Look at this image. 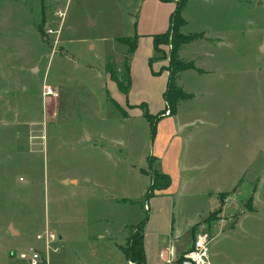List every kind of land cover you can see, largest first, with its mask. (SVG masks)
I'll use <instances>...</instances> for the list:
<instances>
[{
  "label": "rangeland",
  "instance_id": "1",
  "mask_svg": "<svg viewBox=\"0 0 264 264\" xmlns=\"http://www.w3.org/2000/svg\"><path fill=\"white\" fill-rule=\"evenodd\" d=\"M40 2L0 0V264H19L10 252L34 242L46 219L62 235L54 263L125 264L115 246L123 243L118 226L124 224L128 234L131 224L144 216L143 189L157 167L152 161L149 169L154 136L144 116L153 111L140 106L141 112H130V118V106L124 105V110L109 106L116 110L111 111L104 105L101 88L108 63L116 67L119 81L126 86L124 58L130 42H124V36L134 29L135 34L151 32L152 7L146 10L148 5L144 9L143 4L137 12L142 0H42L41 9ZM58 3L64 11L59 38L54 41V35H49L53 42L42 44L40 36L46 28L59 22ZM185 15L188 22L182 34L203 26L213 31L212 35L189 33L196 37L187 43L193 42L184 48V57L208 50L212 54L199 53L197 64L205 70L198 69L195 61L179 58V50L187 44L179 47L178 58L198 72L188 69L181 75L182 86L195 97L182 102L177 119L194 120L204 140L196 146L205 152L191 163L203 166L214 156L211 165L195 174L196 183L220 190L210 198L200 191L190 192L193 197L182 206L181 218L203 215L191 226L187 243L193 245L199 234L212 238L207 222L219 219L218 203L230 194L231 205L223 214L232 218L210 241L212 261L264 264V0L199 1L188 4ZM89 18L95 25H89ZM30 19L34 32L28 29ZM115 37H120L118 42ZM199 39L216 44L208 49L193 46ZM88 43L95 44V50ZM144 45H149L148 37ZM160 47L164 52L154 51L147 60L154 70L159 62L161 68L168 64L171 45ZM8 52L16 56L7 58ZM106 55L110 56L103 62ZM129 57L131 64L133 53ZM154 57L157 60L150 64ZM139 58L135 74L142 83L143 58ZM10 73L17 79L12 90L7 89ZM54 84L59 97L43 96L44 85ZM88 90L95 93L94 102H84ZM85 133L94 136L91 141L108 136L121 145L115 148L108 141L104 146L111 151L107 152L80 144ZM113 152L122 157L117 167L105 156ZM71 176L79 183H64ZM93 177L128 200L103 201L105 193L100 192V199L87 198L86 181Z\"/></svg>",
  "mask_w": 264,
  "mask_h": 264
},
{
  "label": "crops",
  "instance_id": "2",
  "mask_svg": "<svg viewBox=\"0 0 264 264\" xmlns=\"http://www.w3.org/2000/svg\"><path fill=\"white\" fill-rule=\"evenodd\" d=\"M199 1L207 2L210 0H187L181 11V16L185 21V24L181 28L185 27L188 22L187 17L185 15V11L188 4ZM220 2H227V0H220ZM143 4H144V9L148 5L146 10L149 9V7H152L151 8L152 15L150 19V25L152 26V29L149 28L150 29L149 31L151 32L150 33L145 32L144 34L143 33L135 34L136 32L134 29L133 34L124 36L128 38H133L135 44L133 52L128 54V56H130L133 53V58H132L133 62H131V64H128L130 84L128 86L126 95L117 87L116 83L109 77L107 73H104L105 75L103 78L105 79V81L103 82L101 88L104 90L102 91V100L104 101V105L108 106V108H110L109 106H114L115 108L113 109L117 110V108L119 107L121 110L122 109L124 110V105L130 106L129 109L130 111L128 112V116H127L128 118L132 116L131 113L133 112L139 114V112H141L142 110L140 106H142L143 108L147 107L149 111H153L151 114H155V113L157 114L163 111V107L164 108L166 107V103L163 99L162 94L166 87L168 72L164 69L162 70L161 68L162 64L160 62H159V69L154 70L153 68H151L149 63L147 64V60H149V58L154 53L152 36L155 34L163 33L168 29L169 16L173 12L176 3L175 0H168V1L142 0L138 8L136 9L137 12H140V9L143 6ZM43 5L44 4L42 3L41 0L40 2L41 9ZM32 21L33 20L30 19V25L28 29L34 32L36 29L33 26ZM129 24L135 26L136 22L133 23L130 21ZM89 25L91 26L95 25V21L89 18ZM210 31L213 30L207 26H203L199 30H193L192 32H188L184 34L201 33L203 35H209L211 34ZM48 36L49 35L46 34L40 36V43L50 44V42H53V40H50ZM146 37H148L149 40L148 46L144 45ZM117 38L120 37H115V41H117ZM67 39L68 42H72L71 38L67 37ZM192 44L193 42L183 46L179 50V56H180L179 58L182 59L183 61H189V62L195 61L194 62L195 66L198 69H203L197 64V58L199 57L198 56L199 53L202 56H209L212 53L209 50L208 52L200 51L198 53L195 52L196 55L194 57H193V53L191 54L190 58H186V56L184 57V51H185L184 48L192 46ZM215 44L216 43L213 40L210 41V40L199 39L195 41V45L193 46L199 45L200 48L208 49L210 47L215 46ZM88 46L90 50H95V44L88 43ZM8 55L9 57L16 56L12 52L7 53V58ZM137 55L140 56V58H143L141 60L139 58L140 60L139 66L143 70L142 83L138 81V77H136L135 74V70H136L135 63L137 62L136 61ZM108 56L110 55H106L103 58V62L107 60ZM128 59H130V57ZM117 63L120 64V61L116 59V65ZM119 66L117 65V67ZM190 70L198 72L194 69H190ZM184 72L186 71L178 73L177 84L186 93L191 95V98L185 100V101L188 100L190 101L194 99L195 95L191 92H188L180 82L181 75ZM102 73L103 71L101 70V74ZM199 73H203V72H199ZM100 77L102 76L100 75ZM13 80L17 81L16 78H13V75L11 73L7 75V87H9L7 88L8 90H12ZM55 85L57 84L52 85V87H54L57 90V86ZM8 94L11 93L7 92V95ZM85 94H86L85 99L83 98L84 102L86 101H88V103L94 102L96 97L93 91L88 90L87 92H85ZM182 102H184V100H181L178 103L177 111L174 115H165V117H163L157 122L154 138L151 140L152 147L150 150L151 155L149 156H152L154 158L153 163L157 166L156 170L167 174L171 179V183L167 188L161 190H155L150 197H146L145 193L150 184V178H149V182L146 186V189L145 190L143 189V195L145 198V201L143 203V210L145 211V214L144 216H142V219L140 221L131 224L130 226V232H131V227L135 226L146 217V221L143 226V247L145 252V264H165L166 259H170V258L179 259L187 250H189L192 247L191 246L192 243L189 244L187 243L188 241H190L193 233L191 226L194 225L196 221L200 219V216L203 215V213L198 214L196 217L190 219L181 218L179 212L180 210L182 211L183 209L182 206L184 207L187 206L188 200H190V198L193 197V195L190 192H195V191L203 192V195L207 198L212 197V195L214 194L213 193L214 190H217V192L220 193V190H218V188L217 189L210 188L209 185H206L205 183L203 184L196 183L195 174L201 173L200 172L201 169L211 165L214 156L208 158L207 160L209 161V163L206 165L203 164V166L199 163H191V160L199 158L201 153L205 152L202 151V149L204 150V147L196 146V145H201V143H203L204 140L203 137H199L200 133L196 131L198 130L197 129L198 126L196 123L193 122L194 120L177 119L179 113L178 108L180 107ZM113 109H111V111L116 112V110ZM201 126H204V124H201ZM92 137L94 136L86 134L85 138H81L80 144L81 143H84V145L89 144L91 145L90 147L93 146L98 147L107 152L111 150H108L107 147L104 146L106 145V142L110 141L115 146V148H118V146L121 145L117 140L110 139L108 136L96 137L97 141H91ZM194 146H196V148ZM105 156H107L112 161L115 167H117L118 163L120 164L122 163V159H121L122 157L120 158L117 154H114V152L111 154L110 153L105 154ZM64 181H65L64 183H72V184L79 183L78 178L75 176H71ZM86 184L88 185L87 198L89 199L92 198L93 196L99 198L100 197L99 192H100V193H105V195L102 194L103 201L112 200L114 201L115 204L117 203L119 204L122 201L128 200L123 196L122 197L115 196V194H113L112 189L109 188L108 186H104V184L99 182V180H97L96 177L87 179ZM225 191L228 192L233 191V188L232 190H223L222 192ZM229 198H230V194L223 200V205L221 207L222 214L220 215L219 219L207 222V225L210 223V225L208 226L212 228L211 231L213 234L211 240L216 236L217 233H219L221 226H224L225 223H227L226 220H230V218H232L230 216H227L229 218L228 219L223 214L226 212V208H228L229 205H231L230 202L228 203ZM219 204L220 202L218 203V205ZM236 222L237 221L234 222L233 226H230L232 229L234 228ZM229 224L231 223L229 222ZM46 227L55 231L53 228H51V226L49 225L46 219L39 232H41ZM124 228H125L124 224H119L118 232H120V230L122 231L121 239L124 244L123 243L115 244V246L121 252H122L121 247L125 245L126 240L130 235V232L128 234L124 233ZM57 234L59 236L60 241H62L61 233H57ZM34 243L35 241L28 244L27 246ZM13 252L14 251H11L10 254H12ZM209 253L212 260L213 253L210 252V249H209ZM126 263L127 260L125 259V264ZM111 264L114 263L112 262ZM212 264H214L213 261Z\"/></svg>",
  "mask_w": 264,
  "mask_h": 264
},
{
  "label": "trees",
  "instance_id": "3",
  "mask_svg": "<svg viewBox=\"0 0 264 264\" xmlns=\"http://www.w3.org/2000/svg\"><path fill=\"white\" fill-rule=\"evenodd\" d=\"M168 1V0H162ZM187 0H175L176 6L173 12L169 16V26L168 29L159 34H155L152 36L153 38V47L156 53H163L164 51L161 49L160 46L162 45H171V49L168 53L169 60L168 64L162 70H166L168 72V78L166 82L165 90L162 94L163 99L166 103V107L163 111L157 114H151L149 112H144L145 118L149 121L151 125V135L154 136L155 128L157 122L165 116V112H168V115H174L177 111L178 103L181 100H186L191 98V95L184 93L182 88H180L176 81L178 73L187 69L193 68L191 63L186 64L183 63L178 58V49L180 46L189 43L196 37L195 34H182L180 29L185 24L184 19L181 16V11L185 5ZM126 41L130 42L128 53L133 52L134 50V39L133 38H125ZM127 56L125 57L124 66H125V78H126V86L123 85L118 78V73L116 67L112 64L111 66L109 63L106 66L107 73L109 77L116 83L117 87L122 90V92L126 95L128 86L130 84V77H129V69H128V61H126ZM157 60V57L150 59V64ZM125 86V87H124ZM149 169L151 168L152 161L154 158L149 156ZM171 183L170 177L162 172L157 170H153L150 176V184L147 188L145 193L146 197H150L155 190H161L167 188ZM225 198V197H224ZM221 207L223 205V200ZM251 199V198H250ZM146 221V217L136 224L135 226L131 227V232L129 237L126 240V243L123 247H121L123 255L127 261H131L132 264H145V252L143 247V226Z\"/></svg>",
  "mask_w": 264,
  "mask_h": 264
},
{
  "label": "built area",
  "instance_id": "4",
  "mask_svg": "<svg viewBox=\"0 0 264 264\" xmlns=\"http://www.w3.org/2000/svg\"><path fill=\"white\" fill-rule=\"evenodd\" d=\"M55 16L59 21L58 24L46 28L45 31L46 35H54V41L57 40L63 26L64 11H62L60 4L57 5ZM42 94L49 98L58 97L57 90L50 85H44ZM210 241L211 238L207 234L197 235L192 247L181 258L166 259L165 264H212L209 253ZM60 243L58 234L46 227L36 234L34 244L13 252L11 255L18 260L19 264H56L54 263V256L60 251ZM127 263L132 264L131 261H127Z\"/></svg>",
  "mask_w": 264,
  "mask_h": 264
},
{
  "label": "water",
  "instance_id": "5",
  "mask_svg": "<svg viewBox=\"0 0 264 264\" xmlns=\"http://www.w3.org/2000/svg\"><path fill=\"white\" fill-rule=\"evenodd\" d=\"M10 230H11L12 233L14 232V231H12L11 227H10Z\"/></svg>",
  "mask_w": 264,
  "mask_h": 264
}]
</instances>
